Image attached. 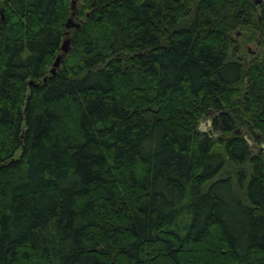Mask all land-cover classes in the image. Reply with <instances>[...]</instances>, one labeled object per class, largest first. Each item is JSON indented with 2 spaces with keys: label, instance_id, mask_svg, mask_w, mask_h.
<instances>
[{
  "label": "trees",
  "instance_id": "trees-1",
  "mask_svg": "<svg viewBox=\"0 0 264 264\" xmlns=\"http://www.w3.org/2000/svg\"><path fill=\"white\" fill-rule=\"evenodd\" d=\"M0 264H264V0H0Z\"/></svg>",
  "mask_w": 264,
  "mask_h": 264
},
{
  "label": "rangeland",
  "instance_id": "rangeland-1",
  "mask_svg": "<svg viewBox=\"0 0 264 264\" xmlns=\"http://www.w3.org/2000/svg\"><path fill=\"white\" fill-rule=\"evenodd\" d=\"M245 49H246L247 53L251 56H254L258 50L257 47H253V46H246ZM68 50H69V46H68ZM200 126H201V129H203L205 131L208 130L207 129V126H208L207 121H203ZM251 149L253 150V153H254L257 151L258 148L254 147L252 145ZM215 152L221 153L222 151L219 148H216ZM236 176H237V172L234 169H231V168L228 169L227 168L225 172H223L221 175H219V179L230 178L235 183L237 180ZM238 194L242 195V193H238Z\"/></svg>",
  "mask_w": 264,
  "mask_h": 264
},
{
  "label": "water",
  "instance_id": "water-1",
  "mask_svg": "<svg viewBox=\"0 0 264 264\" xmlns=\"http://www.w3.org/2000/svg\"><path fill=\"white\" fill-rule=\"evenodd\" d=\"M78 0H71V9L75 10L76 4H77ZM1 21H3V18H1ZM66 29L70 30V29H79V26L74 24L73 20H69L66 23ZM68 41H64L62 46H61V53L62 55L58 56L55 59L54 64L52 65V69L50 71L51 75H54L55 70L58 69L60 67V64L62 62L63 56L66 55L68 53Z\"/></svg>",
  "mask_w": 264,
  "mask_h": 264
}]
</instances>
